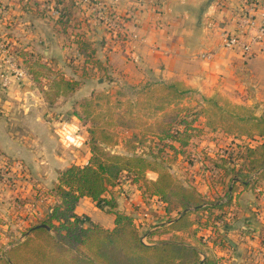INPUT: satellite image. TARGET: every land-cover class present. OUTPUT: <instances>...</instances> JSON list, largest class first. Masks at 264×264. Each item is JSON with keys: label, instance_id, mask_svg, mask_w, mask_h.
Returning <instances> with one entry per match:
<instances>
[{"label": "crops", "instance_id": "0c3cea01", "mask_svg": "<svg viewBox=\"0 0 264 264\" xmlns=\"http://www.w3.org/2000/svg\"><path fill=\"white\" fill-rule=\"evenodd\" d=\"M45 1L0 0V33L8 43L12 41L13 44L19 43L21 47L24 45L27 51L35 54L43 52L45 58H50L48 61H53V65H56L60 64L54 59L57 52L64 56L68 50L78 53L82 51L75 47L76 41H73L72 48L66 45L65 41H62L63 34L55 18L53 22L41 13L39 9ZM101 1L115 18L124 20L128 33L133 30L137 33V38L128 37L125 42L118 43L111 39L94 18L87 20L86 17L87 24L82 23L94 32L90 33V41L96 48L97 58L101 59L102 65L107 66L115 78L117 77L116 80H111L112 85L124 78L146 81L149 77L162 82L180 81L206 97L216 93L224 96L227 92L238 91V95H235L237 99L249 104L259 103L260 112H264V38L254 44V51L248 57H244L238 49H228L224 46V36L227 33L245 32L248 39L260 36L264 19V0H165L158 6H152L143 0ZM55 2L56 0L54 4ZM79 5L81 9H74L79 18L91 14L85 6ZM96 37L99 38L98 42ZM61 55L58 58L62 60ZM20 62L23 65L22 59ZM64 63H61L60 67ZM5 68L4 60L0 57V167L4 168L7 176L11 178L10 184L0 183V247L7 249L12 242L23 240L26 235V221L22 218L21 211L26 208V204L23 208L19 204L20 207L16 210L10 200L34 196L36 203L30 205L31 211L37 216H45L47 213L41 208H46V203L41 198L37 200V195L41 194L39 190L43 186L54 184V150H57L54 141L58 135L56 122L49 120L53 126L52 130L50 122L46 123L44 120V113L50 119L51 114L54 110L58 111L62 103L56 104V108L53 105L48 110H43L42 104L47 101L31 75L20 79L12 78L10 85L3 87L2 73ZM67 68L68 66L64 69ZM97 69L95 67L94 70ZM96 79L103 80L99 76ZM83 91L84 88H81L77 92ZM74 119L79 120L77 117ZM84 130L88 138V131ZM43 148L46 149V156L42 160ZM70 148L75 151L77 158L81 150H86L87 154L82 157V161L83 164L88 162L90 149L87 142L80 148ZM7 161L23 163L25 166L27 164L26 168L31 166L27 172L34 171V176L37 177V180L34 179L35 188L26 181L28 177L20 169L10 165L7 167ZM112 195L118 203L114 211L137 217L145 224L144 229L152 238L156 239L158 232L170 224L166 222L168 216L162 201L153 196L151 202L147 203L136 185L122 182L107 193L108 197ZM49 201L52 204L54 199ZM252 209L255 210V207L252 206ZM144 210L150 211L148 219L142 217ZM75 212L88 215L105 227L115 226V212H108L106 207H99L87 196L80 198ZM30 220L28 219V222ZM248 222L252 221L249 219ZM157 224L159 225L156 226ZM248 228L252 231L244 238L249 240L247 242L255 244L253 230L256 227L253 222ZM238 233L233 228L228 233L235 241L233 250L237 251H230L229 256L223 258V264H240L244 260L238 253ZM173 234L182 233L173 229L160 238L169 239L165 236ZM246 246L253 248L249 243H246Z\"/></svg>", "mask_w": 264, "mask_h": 264}, {"label": "rangeland", "instance_id": "374dc122", "mask_svg": "<svg viewBox=\"0 0 264 264\" xmlns=\"http://www.w3.org/2000/svg\"><path fill=\"white\" fill-rule=\"evenodd\" d=\"M51 1L46 0L39 10L54 22L50 5ZM75 7H73V12L76 20H73L71 28L65 31L66 34L62 35L64 40L60 37V40L65 41L64 43L71 48L73 41H77L80 36L90 40L92 38L90 33H94L88 26L82 25V23L87 24V20L94 17L90 16V14L79 18L77 11L81 9V6L77 3ZM74 9H77V11ZM77 24H81V26L79 27ZM98 41L99 38L96 37V42ZM7 43L5 37L0 33V57H2V60L5 57L3 54L14 55L13 52L21 47L19 43L13 44L12 41ZM3 46L9 52H3ZM22 47L26 50L24 45ZM75 47L77 48L78 44ZM81 51V53H78L77 51L71 52V50H68L64 56L57 52L54 59L58 60L60 64L66 61L62 67H60L59 63L53 65V61L49 62L50 58H45L44 53L41 51L37 52V54L29 51L33 57L37 58L39 64L29 67L23 62L30 74L32 70L37 74L38 81L34 80L38 88H40L42 96L47 101V103L42 104L43 110H48L53 105L56 108V104L62 103V105H59L58 111L55 112L54 110L50 119L44 113L46 123L50 121L57 123L58 120H66L80 126L83 133L84 129L88 131L90 127L108 129L115 133L116 141L118 142V145L113 147V151L124 155H133L135 153L143 155L153 167L171 171L183 185L197 194L199 201L202 202L199 207H189L183 214L187 217L185 222L180 227H173L170 219H174L179 215L182 203L178 194L170 193L164 189V193H167L170 197L168 208L172 213L168 210L166 211L164 202L161 198H158L162 201L168 216L166 222L170 224L164 226L163 223L164 228L158 232V237L154 239L148 236L145 242L152 244L162 240H179L197 247L201 252L202 258L211 256L216 258L218 264H223V258L226 259L230 251L231 253L237 251L233 250L235 241L228 235L233 228L239 232L240 243L238 245H240V248L238 253L244 259L240 264H264V180L258 177V172L248 174L245 171L247 147L260 145L264 142V137L257 134V132H252L253 135L248 134L247 130L250 127H248V124L234 119V116H232L233 118L228 117V104H246L259 115L261 113L259 103L249 104L240 101L235 97V95H238V91L237 93L227 92L223 94L224 96L216 93L214 97H216L217 106L206 100V96L195 89L185 93L181 98H174L173 89L168 86L173 81H164V84L157 86L149 77H147L146 81H140L138 78H135L137 79L136 81L131 78L127 80L124 78L112 85L110 83L111 80H116L117 77L115 78V75L108 70V67L105 65L102 68L98 65L94 66L96 61L86 64L84 62L86 57L84 54L88 52L85 53L86 50L84 48ZM59 55L62 56V60L58 58ZM16 59L21 61L18 56H16ZM66 66L68 68L65 70ZM84 67L89 68L87 75L84 74ZM95 67L98 69L94 70ZM31 76L33 77L32 74ZM98 76L102 77L103 80L98 81L96 79ZM68 80L78 81L79 83L71 89L67 85L66 81ZM81 88H84L85 91L78 93L77 91ZM218 103L225 109H219ZM203 106L207 113H202L196 122L198 130L191 131L190 140L183 148H178V155L176 156V151L170 147L171 144H168L171 143V138L167 137L169 133H172L171 130L178 127L177 123L181 115L176 116V112L181 108L199 110ZM238 112L242 113L243 111L239 109ZM80 115H82V120ZM74 116L80 121L74 119L76 118ZM84 120L88 124H84ZM49 125L52 126V123L50 122ZM51 128L53 130V126ZM133 133L136 137L132 138L131 135ZM130 140L138 143L139 147L136 151L130 146V142H127ZM176 145L179 146L178 143ZM54 147L57 149L54 150V184L47 187L43 186L39 190L41 194L37 195V200L41 198L47 205L46 208L41 207L47 212L46 215L37 216L35 212L31 211L30 205L36 203L34 196L10 200L16 210L20 205L23 208L26 204V208L21 209L22 218H25L26 221L24 226V233L26 234L30 233L33 226L47 220L51 207L60 202L56 191L60 171L73 164H86H83L82 161V157L87 154L86 150H81L77 158L74 154L75 151L73 152L72 148L64 145L59 137L54 141ZM45 150V148L42 149L41 159L46 156ZM91 156L90 152L89 159ZM26 166L28 165L26 164ZM29 167L27 168L28 170L30 169ZM29 174L30 176L26 181L35 188L33 186L35 183L34 179L37 180V177L34 176V171H30ZM157 175L156 172L147 170L145 178L140 180V183L147 191V195L144 197L147 203L151 202L153 197L151 194L156 193L155 187L150 181L155 177L157 178ZM56 176H58L57 180ZM128 180V177L124 176L121 183L129 182ZM245 182L249 183V185H246ZM156 197L154 198L156 199ZM52 198L54 201L51 204L49 200ZM219 204L221 206H217ZM252 206L255 207V210L252 209ZM134 218L137 220V217L134 216ZM28 219L31 220L28 222ZM249 219L253 222V226L256 227L253 230L255 244L247 242L249 240L244 238L246 235H250L252 231L248 228L252 223L248 222ZM137 221L141 223V229H138L140 235L147 233L144 229L145 224L139 219ZM173 229L180 230L182 234L165 236L169 239L160 238L161 235ZM16 242L18 240L12 242L10 247ZM246 243L253 245V248H247ZM10 247L2 249L7 251ZM56 251L65 252L60 248L54 247V252ZM69 258L71 260L74 259L72 254H70Z\"/></svg>", "mask_w": 264, "mask_h": 264}, {"label": "trees", "instance_id": "16d2710c", "mask_svg": "<svg viewBox=\"0 0 264 264\" xmlns=\"http://www.w3.org/2000/svg\"><path fill=\"white\" fill-rule=\"evenodd\" d=\"M76 4L73 0L55 2V8L59 11V16L55 20L62 34H66L65 31L71 28L73 20H76L73 12ZM90 16L93 17L92 14ZM77 25L81 26V24ZM76 44L80 49L84 48L85 53H89L84 54L86 64L96 61L94 66L98 65L102 68L103 62L96 57V48L90 40L80 36ZM13 53L29 67L39 64L37 58L23 47L17 48ZM83 69L84 74L87 75L89 68ZM31 74L38 81L37 74L33 70ZM153 81L157 86L164 84L156 79ZM66 82L71 89L79 83L69 80ZM168 86L173 89L174 98H181L192 90L180 81H173ZM205 98L217 106L216 97ZM228 106V117L234 116V119L248 124V127L250 126L247 130L248 134L253 135L252 132H257L264 137V112L258 115L243 104H228ZM218 108L225 109L219 103ZM239 109L243 112L239 113ZM176 113H174L176 116L181 115L177 123L178 127L171 130L173 134L169 133L167 137L171 138V143L168 144H171L170 147L176 151L177 156L178 148L187 145L192 135L191 131L198 130L196 122L202 113H207V110L204 106L199 110L181 108ZM81 117L82 115H80L82 120ZM83 122L88 124L86 120ZM131 137L136 135L133 133ZM127 142H130L134 151L138 149L139 145L135 141ZM87 143L92 154L88 162L85 165H70L59 174L56 191L60 202L51 207L47 220L33 226L23 240L14 243L7 251L0 248V264H218L216 258L211 256L202 258L197 247L179 240H162L147 244L135 225L134 216L114 211L118 206L117 200L113 195L107 196L110 189L118 186L126 176L131 184L138 186L145 197L147 191L140 180L145 178L147 170L154 171L158 177L150 181L156 190V193L151 195L161 198L166 211L172 213L168 208L170 197L163 190L180 196L182 207L179 215L170 219L173 227L177 228L187 218L182 214L183 211L202 204L197 194L183 185L171 171L153 167L143 155L137 153L124 155L113 151V147L118 145L116 135L104 127H90ZM177 143L179 146L176 145ZM247 150L245 171L248 174L258 172V177L264 180V142L255 147H247ZM85 196L93 199L99 207H106L108 212H115L116 220L113 228L93 221L88 215H79L75 212L76 204ZM54 247L65 252H54ZM70 254L74 259L69 258Z\"/></svg>", "mask_w": 264, "mask_h": 264}, {"label": "built area", "instance_id": "2783aa9c", "mask_svg": "<svg viewBox=\"0 0 264 264\" xmlns=\"http://www.w3.org/2000/svg\"><path fill=\"white\" fill-rule=\"evenodd\" d=\"M76 3L85 6L86 9L90 11L93 15L94 19L101 24V26L106 30V33L110 35L111 39L122 43L125 42L128 37H136V31H132V33H128V29L124 26V20L117 19L113 16L111 11L104 6L101 0H74ZM144 2L151 4L152 6L162 5L165 0H143ZM52 14L54 18L59 16V11L55 8L54 1H51ZM138 23V22H136ZM243 24V23H241ZM261 38H264V19L263 25L260 28V36L252 37L248 39L246 37L245 32L241 33H227L224 36V46L228 49H238L244 56H249L254 51V44L257 43ZM4 52H9L3 46ZM18 61V62H17ZM20 60L16 59L15 55L5 54L4 64L6 65L5 71L2 73V86L8 87L11 83L12 78L20 79L23 77H28L31 75L28 69L20 64ZM56 133L60 139V141L66 145L67 147H75L80 148L86 142L87 138L82 131V128L78 126L76 123H72L66 120H58L56 123ZM7 167L10 165L11 167H17L23 173L30 176L27 172V168L23 163L7 161L5 164ZM10 182V178L7 176L5 169L0 167V183L8 184ZM142 217L144 219H148L150 217V211L144 210L142 211ZM138 220V219H137ZM135 219V225L139 229H141V223H139ZM142 222V221H141ZM143 223V222H142ZM142 239L146 241L148 239V233H142Z\"/></svg>", "mask_w": 264, "mask_h": 264}, {"label": "water", "instance_id": "95a60500", "mask_svg": "<svg viewBox=\"0 0 264 264\" xmlns=\"http://www.w3.org/2000/svg\"><path fill=\"white\" fill-rule=\"evenodd\" d=\"M188 210V209H187ZM187 210H185V211H183V213L182 214H184Z\"/></svg>", "mask_w": 264, "mask_h": 264}]
</instances>
